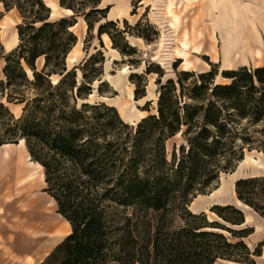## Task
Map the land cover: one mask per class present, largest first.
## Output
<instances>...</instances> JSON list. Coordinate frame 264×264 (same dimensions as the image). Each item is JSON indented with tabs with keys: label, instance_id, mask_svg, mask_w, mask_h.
Masks as SVG:
<instances>
[{
	"label": "trees",
	"instance_id": "obj_1",
	"mask_svg": "<svg viewBox=\"0 0 264 264\" xmlns=\"http://www.w3.org/2000/svg\"><path fill=\"white\" fill-rule=\"evenodd\" d=\"M87 1L59 0V6L72 14L52 19L44 0H0L4 11L14 9L20 17L16 46L4 53L0 45V147L23 141L31 160L43 169V191L71 228L40 264H215L218 259L235 261L231 251L249 255L243 241L230 243L214 229L233 236L247 233L242 238L252 228L236 231L206 223L205 213L189 212L188 206L221 173L232 171L245 149L259 148L255 134L264 136V65L224 70L222 77L230 80L226 84L215 82L214 68L198 74L182 70L175 80L165 82L162 71L150 66L142 74L132 73L135 101L146 96L147 82H141L150 73L158 75V98L155 114L128 125L115 107L86 102L94 91L106 95L101 68H89L97 60L103 63L102 52L67 67L66 59L77 44L71 31L76 16H83L89 32L90 14L109 9H99L101 0H95L85 13ZM108 26L114 27L120 43ZM115 27L107 21L98 26L97 34H107L121 55L134 56L135 49L124 39L125 29ZM8 104L20 106L17 117ZM148 105L150 101L143 111H149ZM178 134L185 144L178 153L173 147L168 160L165 143ZM257 190L264 196V177L235 182L236 198L264 217ZM210 210L225 223L244 224L242 211L232 205H213ZM116 211L122 215L117 223ZM150 212L157 214L156 225ZM175 215L184 221L178 229L170 225ZM253 254L258 255L256 250Z\"/></svg>",
	"mask_w": 264,
	"mask_h": 264
},
{
	"label": "rangeland",
	"instance_id": "obj_2",
	"mask_svg": "<svg viewBox=\"0 0 264 264\" xmlns=\"http://www.w3.org/2000/svg\"><path fill=\"white\" fill-rule=\"evenodd\" d=\"M93 1L95 0H88L86 2L88 3V7L84 10L85 13L90 11L92 8L90 3ZM242 1L245 2L247 0ZM253 1L254 0H249L248 2L250 3ZM44 2L52 11V19H59L60 17L72 14L71 10L59 6V0H44ZM204 2H206V0H101L98 8L104 9L109 6V9L105 13L90 14L88 20L92 29L89 32L87 31V22L84 20L83 16H76V23L71 28V31L77 37V44L66 59L67 67L71 68L81 65L90 54L98 50L102 52L104 58L102 64L97 60L92 63L89 68L92 67L98 70L101 68L100 78L105 82L102 87V92L106 94L104 95L106 97L99 96L96 91H94L86 102L91 104L105 102L116 108L119 117L124 123L135 125L144 116L156 113L158 85L155 84V80L158 78V75L156 73L143 75L141 83L144 84V81L147 82L145 88L146 96L143 99L135 101L133 94L135 86L129 79V75L132 73L142 74L145 69L150 66V70L152 71H156L157 69L162 71L163 78L161 81L165 82L168 78L175 80L176 73L182 71V69L194 71L198 74L214 68L218 73L215 82L226 84L229 83L230 80L222 77L221 72L224 70H236L242 66L247 67V69L263 66L264 42L260 45L257 44L260 49V54L256 55L258 58L252 54H235L229 62L226 61L225 57L219 53L220 51H217L221 44L219 45L216 41V38H220L218 27L220 28L221 26L222 30L225 29L220 21V13H218L219 11L222 12L223 9L216 11V13H214L215 15L211 14L206 18H202L201 9ZM66 3L74 5L80 4L79 1H67ZM78 7L79 5L76 8ZM0 14V45L3 52L7 53L17 44L16 25L20 23V17L14 9L4 11L1 5ZM107 21H113L118 31L125 29L124 39L129 46L135 49L136 54L134 56L127 57L121 55L116 49L112 48V43L107 34L101 36L97 34L98 26ZM137 23L139 27H137ZM113 29L114 27L112 26L107 27L108 32L112 33L113 36L116 37V41L120 43L121 41L118 36L115 35ZM258 32L261 34L260 31ZM138 34L147 36L149 40L147 41L139 37ZM184 39L190 42L188 54L179 52L181 42ZM199 44L201 49L205 48V51L192 53L193 47ZM213 46L217 52L211 49ZM208 50H210V52H207ZM39 64L40 61L38 62V65ZM173 64H176V70H174ZM2 65L3 59L0 57V71ZM97 84L98 81L95 82V85ZM25 93H27L28 97L32 95L31 91H25ZM147 101H150V105L146 106V109L149 111H143V107ZM8 107L15 117L19 115L20 106L8 104ZM255 137L261 142L256 143L259 148L255 149L256 147L254 146V149L250 151L245 149L244 151V157H252L254 161H247L242 164H240L241 161L238 162L232 171L221 173L217 182H215L204 194L197 196H204L198 201L211 202L220 200L219 202L222 203L220 206L232 205L242 211L243 215L244 212H249L253 215L252 224H264V217L260 216L253 208L247 205L250 210H244L243 207L237 206L236 204L235 182L237 180L242 178L264 177V136L255 134ZM18 142L16 144L6 145H11L13 158L19 160L20 163H24L25 166L29 168L28 171L25 168L19 170L21 175L26 173V175L20 176L18 180L19 184L23 185V187H21L23 191L30 188L36 195L45 197L47 200V193L43 191L45 187L43 169L39 168L37 164L31 160L27 150H25L23 141ZM182 144H185V141L180 134L166 141L165 147L168 160L171 159L173 147L176 148V152L178 153L179 146ZM0 148H2V146ZM3 148L5 150L2 152L0 151L1 155L9 149ZM232 183L234 185L233 192L231 188ZM222 184L225 185L222 194H214L208 198V196ZM257 192L260 193V195L256 198V202L260 207H264V196L260 191L257 190ZM10 202H14L13 205L18 207L15 197L10 196L6 198L0 195V264H40L66 235H59L48 249L40 255H35L29 251H17L16 246H18L21 240L23 229L18 228L17 225H10L11 222L14 221V212H12L10 216L9 214L11 212L7 207ZM45 206L47 210L53 211V205L50 200L46 202ZM189 207L190 204L188 206V211L191 212ZM53 212L54 214L57 213V206L54 208ZM225 214L230 218H236V215L231 212H225ZM121 217V213L116 211V223L120 221ZM183 217L188 218L187 214ZM150 218L153 221V225H156L157 214L150 212ZM218 218L215 212L208 209L205 222H216L219 223V225H227L236 231L244 228H252L253 230L251 234L241 238L239 237L240 235L245 236L247 233L237 232L235 233V237L225 229H218L224 231L218 232L222 233L230 243L243 241L250 251V254L247 256L241 255L238 251H231L235 259L232 263L264 264V225H260L262 227L261 231L253 237L254 225L249 224L237 227L225 223ZM200 222L201 221H197V223ZM170 225H172V229H178L184 226V221L180 215H175ZM257 228L260 229V227ZM250 237L253 238L251 239ZM255 250L258 255L253 254ZM27 257H31L33 261H27ZM217 261H220V259ZM218 264L227 263L218 262Z\"/></svg>",
	"mask_w": 264,
	"mask_h": 264
},
{
	"label": "crops",
	"instance_id": "obj_3",
	"mask_svg": "<svg viewBox=\"0 0 264 264\" xmlns=\"http://www.w3.org/2000/svg\"><path fill=\"white\" fill-rule=\"evenodd\" d=\"M248 1L249 0L245 2L242 0H206L201 9L202 18H206L211 14L215 15L214 13H216V11L223 9L222 12L219 11L218 13H220V21L225 29L222 30L221 26L220 28L218 27L220 38H216V41L219 45L221 44L217 51L219 50V53H221L228 62L235 54H252L253 56L260 54V49L257 44L260 45L264 42V0H254L250 3ZM258 31H260L261 34ZM189 47L190 42L184 39L181 42L179 52L188 54ZM211 49L214 52L216 51L214 46L211 47ZM203 51H205V48L201 49L199 44L193 47L192 53H200ZM207 52H210V50ZM256 57L258 58V56ZM3 147L9 149L3 153L4 156L0 154V195L6 198L13 196L18 203V207L13 205L14 202H10L7 206L11 212L9 214L10 216L12 212H14V221L11 222L10 225H17L18 228L23 229L21 240L18 246H16L17 251H29L35 255H40L48 249L59 235H68L71 232L70 225L60 214H54L53 211L56 207V203L49 195H47L48 199L46 200L45 197L36 195L30 188L23 191L21 188L23 185L19 184L18 180L20 176H24L26 173L21 175L19 170L25 168L28 171L29 168L25 166L24 163H20L19 160L13 158L12 147H10V145L2 146V148H0L1 152L5 150ZM37 166L41 168L39 165ZM6 186H10L11 188H7ZM202 197L204 196H197L190 203L189 210L192 213L206 214L211 206L222 205V203L219 202L220 200L211 202L198 201ZM209 197L211 196H208V198ZM48 200H50L53 205V211L47 210L45 206ZM247 216H250V220H247ZM244 217L245 222L243 225L252 224L253 215L251 213L244 212ZM51 225H57L61 230L60 233L52 229ZM252 225H254V233L252 234L254 237L261 231L262 227L260 225L264 224L258 223ZM257 227H260V229H257ZM253 237L250 238L252 239ZM28 260L33 261L31 257H27V261ZM218 262L233 264L230 261L221 260L217 261L215 264H218Z\"/></svg>",
	"mask_w": 264,
	"mask_h": 264
},
{
	"label": "bare ground",
	"instance_id": "obj_4",
	"mask_svg": "<svg viewBox=\"0 0 264 264\" xmlns=\"http://www.w3.org/2000/svg\"><path fill=\"white\" fill-rule=\"evenodd\" d=\"M261 12V11H260ZM50 17L52 18L53 16H52V11H51V15H50ZM254 17V16H253ZM259 24H261V23H259ZM3 146H7L6 144L5 145H3ZM11 146V145H10ZM6 152V151H5ZM247 161H254L253 160V158L252 157H249V156H245L244 157V159L240 162V164H242V163H246ZM12 184V183H11ZM7 187V186H6ZM8 187H10V186H8ZM7 187V188H8ZM224 187H225V185L224 184H222L218 189H216V190H214L209 196H213L214 194H216V195H221L222 194V191H223V189H224ZM11 188V187H10ZM231 188H232V192H233V189H234V185H233V183H232V185H231ZM236 204H237V206H241V207H243V209L244 210H250V208L247 206V205H245V204H243L242 202H240L238 199H236ZM247 218V220H250V216H247L246 217ZM218 219H220V218H218ZM221 220V219H220ZM51 227H52V229H55V231L56 232H59L60 233V228L57 226V225H51ZM257 229H259V228H257ZM214 230H218V229H214ZM218 231H221V232H224V231H222V230H218ZM53 235V234H52ZM51 236V235H50ZM53 237V236H52ZM56 237V236H55Z\"/></svg>",
	"mask_w": 264,
	"mask_h": 264
}]
</instances>
